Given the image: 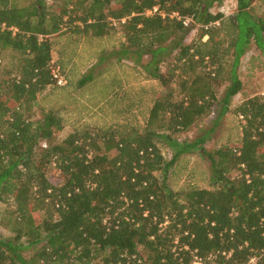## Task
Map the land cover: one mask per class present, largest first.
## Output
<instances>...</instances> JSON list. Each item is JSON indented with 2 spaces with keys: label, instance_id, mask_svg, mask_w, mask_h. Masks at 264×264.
Segmentation results:
<instances>
[{
  "label": "trees",
  "instance_id": "1",
  "mask_svg": "<svg viewBox=\"0 0 264 264\" xmlns=\"http://www.w3.org/2000/svg\"><path fill=\"white\" fill-rule=\"evenodd\" d=\"M216 1L0 0V202L14 233L0 237V264H194L196 256L264 264V96L235 108L237 143L207 150V134L189 144L208 157L212 188L175 190L157 174L174 161L162 137L189 130L218 102L225 114L243 89L239 65L250 44L264 55L259 0H237L230 16L210 10ZM155 6L166 15L147 14ZM112 19L127 47L151 56L148 72L162 91L138 119L57 141L67 123L61 112L35 119L29 111L30 100L69 83L53 79V37H103L117 29ZM196 25L199 37L186 41ZM5 50L12 66L3 65ZM166 53L175 57L168 76L159 66ZM52 166L60 182L48 177Z\"/></svg>",
  "mask_w": 264,
  "mask_h": 264
},
{
  "label": "rangeland",
  "instance_id": "2",
  "mask_svg": "<svg viewBox=\"0 0 264 264\" xmlns=\"http://www.w3.org/2000/svg\"><path fill=\"white\" fill-rule=\"evenodd\" d=\"M48 5L55 0H46ZM25 4L28 0H17ZM237 0H219L211 7L213 13L230 16L237 11ZM58 9V8H57ZM256 11L264 16V0H259ZM108 35L68 33L53 37V60L62 67L68 78V84L54 88L48 94H40L36 100L29 101L30 114L38 119L48 109L60 111L66 119L65 128L57 134V141L66 138L76 130L107 129L126 119L140 118L151 107L153 98L162 91L160 81L150 75L155 65L150 64L151 56L138 53L137 49L127 47L126 37L120 25ZM201 25H196L187 35L186 41L197 39ZM207 39V37H205ZM204 39V40H205ZM13 52L5 50L4 66H12ZM166 62L159 66L167 76L171 61L175 57L163 55ZM148 67V68H147ZM147 68V69H146ZM154 69V70H153ZM243 89L235 95L229 110L221 114L220 102L214 111L197 121L189 130L172 133L162 137L163 152L171 166L157 173L165 177L166 183L179 190L188 185L212 188V168L208 157L200 147H191L194 142L207 135L203 147L215 150L225 144H235L241 136V117L235 108L247 97L264 96V55L252 42L239 65ZM88 76V81L80 85L79 81ZM225 90L222 86L219 96ZM144 118V117H143ZM48 177L55 183L61 181L59 171L52 166ZM7 205L0 202V237L9 238L14 233L9 229L10 219L6 216Z\"/></svg>",
  "mask_w": 264,
  "mask_h": 264
},
{
  "label": "built area",
  "instance_id": "3",
  "mask_svg": "<svg viewBox=\"0 0 264 264\" xmlns=\"http://www.w3.org/2000/svg\"><path fill=\"white\" fill-rule=\"evenodd\" d=\"M155 13H160L163 16H165L166 14L159 10V6H155L154 8L148 10L147 14L152 15ZM171 16H176L179 19H181L182 17L177 13L174 12ZM112 21L114 23H117L116 20L112 19ZM123 22L125 21V19L122 20ZM192 22V19L190 17H186L184 18V24L185 25H189ZM216 24H219V21L215 22ZM51 68H52V75H53V79L55 81V84L57 86H64L68 83L67 77L66 75L63 73L62 67L59 64H56V62L54 60H52L51 63ZM194 264H203L201 262V259L199 257L196 256V261ZM246 264H259V257H252Z\"/></svg>",
  "mask_w": 264,
  "mask_h": 264
}]
</instances>
